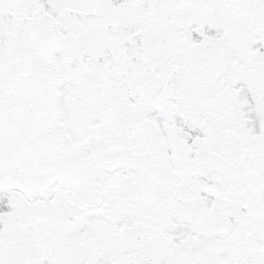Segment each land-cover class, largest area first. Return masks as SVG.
Returning <instances> with one entry per match:
<instances>
[{
    "label": "snow or ice",
    "instance_id": "1",
    "mask_svg": "<svg viewBox=\"0 0 264 264\" xmlns=\"http://www.w3.org/2000/svg\"><path fill=\"white\" fill-rule=\"evenodd\" d=\"M0 264H264V0H0Z\"/></svg>",
    "mask_w": 264,
    "mask_h": 264
}]
</instances>
